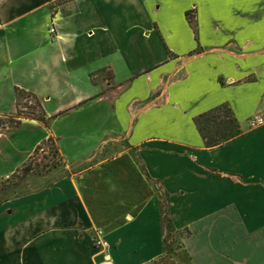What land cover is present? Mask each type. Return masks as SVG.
Segmentation results:
<instances>
[{"label":"crops","instance_id":"1","mask_svg":"<svg viewBox=\"0 0 264 264\" xmlns=\"http://www.w3.org/2000/svg\"><path fill=\"white\" fill-rule=\"evenodd\" d=\"M15 90L46 124H0V179L61 162L0 202V264H149L161 206L190 264H264V0H0V119ZM221 105L241 134L206 148Z\"/></svg>","mask_w":264,"mask_h":264},{"label":"rangeland","instance_id":"2","mask_svg":"<svg viewBox=\"0 0 264 264\" xmlns=\"http://www.w3.org/2000/svg\"><path fill=\"white\" fill-rule=\"evenodd\" d=\"M28 97V94L23 93L15 95L16 112L13 115L1 118L0 124H9L11 127L12 125L17 126L23 122L31 125H36L39 122L46 124L40 101L34 100V106L26 107L27 109L24 111L20 110V107L25 106L24 101L27 100ZM208 123V126L202 125L207 136L214 135L215 133L221 134L225 131L229 132V134H235L236 137L241 134V129L236 120L233 121V116L231 114H225V110H222L214 121H208ZM237 130L239 133H236ZM32 137H35V134L26 136L24 142H26L27 146L32 141ZM60 162V159L55 155V147L52 142L47 141L39 145L31 157L27 159L19 169L0 179V202L16 198L20 195H26L29 192V188L32 187L31 181L33 178L44 176L53 167L59 165ZM98 165L99 163H97V161L89 164V166ZM103 167L104 166H102V168ZM84 195L85 198L88 197L86 192ZM161 202L164 203L163 197H161ZM162 209L165 213L164 208ZM184 237V231H175L171 228V225L169 228L165 227L162 238L164 239V254L158 260L149 264H190L189 257L183 248L182 240Z\"/></svg>","mask_w":264,"mask_h":264},{"label":"trees","instance_id":"3","mask_svg":"<svg viewBox=\"0 0 264 264\" xmlns=\"http://www.w3.org/2000/svg\"><path fill=\"white\" fill-rule=\"evenodd\" d=\"M188 21H189L190 26L192 27L193 24H192L191 16L188 17ZM19 93H21V92L15 90V95H17ZM222 110H225V114H231L233 116L231 110L226 105H221V106H218L212 110H209V111L197 116L194 119V124H195L199 134L201 135L206 148H213V147L221 146V145L227 143L228 141H230L236 137L235 134L234 135L229 134V132H226V131L221 133V134L215 133L214 135L207 136L206 132L203 130L202 125L208 126L209 125L208 121H214L215 118L218 116V114ZM233 121H235L234 117H233ZM236 133H239V131L237 130ZM160 220H161V228L163 229V233H164L165 227L169 228L171 223H170L169 218L162 211V206L160 207ZM171 228H172V226H171ZM184 232H185V237H186L189 234V231L184 230ZM162 242L164 244V239H162ZM163 251H164V247H163Z\"/></svg>","mask_w":264,"mask_h":264},{"label":"built area","instance_id":"4","mask_svg":"<svg viewBox=\"0 0 264 264\" xmlns=\"http://www.w3.org/2000/svg\"><path fill=\"white\" fill-rule=\"evenodd\" d=\"M49 32H50V34H54L55 33L54 27H52L49 30ZM24 104H25V106L20 107V110H22V111L27 109L26 107L34 106L35 105V101H34V99L31 96H29L27 98V100L24 101ZM247 123H248V128L249 129H256L258 127L263 126L264 125V113H259V114H255V115L251 116L248 119ZM6 178H8V177H6ZM94 245H95V247H98V248H106V246H107L106 242L101 240V239H99V238L95 241Z\"/></svg>","mask_w":264,"mask_h":264}]
</instances>
